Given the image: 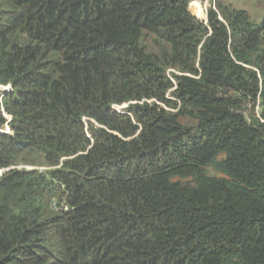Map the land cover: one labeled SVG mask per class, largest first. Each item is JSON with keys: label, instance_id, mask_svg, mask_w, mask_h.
<instances>
[{"label": "trees", "instance_id": "obj_1", "mask_svg": "<svg viewBox=\"0 0 264 264\" xmlns=\"http://www.w3.org/2000/svg\"><path fill=\"white\" fill-rule=\"evenodd\" d=\"M192 1L0 0V264H264V14Z\"/></svg>", "mask_w": 264, "mask_h": 264}, {"label": "rangeland", "instance_id": "obj_2", "mask_svg": "<svg viewBox=\"0 0 264 264\" xmlns=\"http://www.w3.org/2000/svg\"><path fill=\"white\" fill-rule=\"evenodd\" d=\"M193 2V3H192ZM192 7L190 8V4L188 9L190 14L195 17L198 21L206 23V14L208 10H216L217 5L228 6L232 9L236 10H243L249 16L250 20L254 23H259L263 14H264V0H202V1H192ZM198 4V8H194V5ZM142 45L146 47L147 50L152 49V43L149 41L148 37H144L142 41ZM6 87L5 89H7ZM0 89H2L0 87ZM126 108V105H122L119 107H115L116 111L121 112L123 109ZM259 109L255 107V109L248 108L247 113L251 114L252 112L258 113ZM5 118L9 120V117L5 115ZM4 133L8 132V128L5 126ZM24 161L31 163V164H18L14 167H9L7 169L0 170V176L5 173L8 169H17V170H36L38 172L47 173L55 168L49 167L46 165L45 161L43 160L42 155L30 152L24 156ZM208 173L211 176H219L211 169H208Z\"/></svg>", "mask_w": 264, "mask_h": 264}, {"label": "bare ground", "instance_id": "obj_3", "mask_svg": "<svg viewBox=\"0 0 264 264\" xmlns=\"http://www.w3.org/2000/svg\"><path fill=\"white\" fill-rule=\"evenodd\" d=\"M192 7V6H191ZM194 8H198V4L197 5H194Z\"/></svg>", "mask_w": 264, "mask_h": 264}]
</instances>
